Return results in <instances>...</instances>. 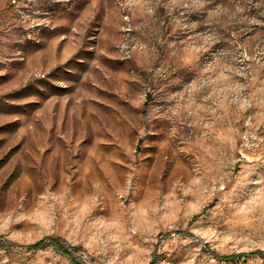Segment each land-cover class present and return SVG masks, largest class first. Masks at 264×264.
I'll use <instances>...</instances> for the list:
<instances>
[{"label":"rangeland","instance_id":"374dc122","mask_svg":"<svg viewBox=\"0 0 264 264\" xmlns=\"http://www.w3.org/2000/svg\"><path fill=\"white\" fill-rule=\"evenodd\" d=\"M0 264H264V0H0Z\"/></svg>","mask_w":264,"mask_h":264},{"label":"trees","instance_id":"16d2710c","mask_svg":"<svg viewBox=\"0 0 264 264\" xmlns=\"http://www.w3.org/2000/svg\"><path fill=\"white\" fill-rule=\"evenodd\" d=\"M52 245H54L55 247H57L58 250H60L61 252H63L64 254L66 255H70L71 252L69 251L68 248H66L65 246H62L59 242L57 241H52L51 242ZM48 244L47 240L46 239H41L37 242H35L34 244H32L30 247L34 250H39V249H43L45 248ZM235 255H228V256H224V259L225 260H233L235 259Z\"/></svg>","mask_w":264,"mask_h":264}]
</instances>
